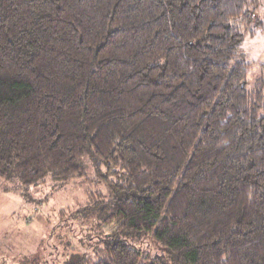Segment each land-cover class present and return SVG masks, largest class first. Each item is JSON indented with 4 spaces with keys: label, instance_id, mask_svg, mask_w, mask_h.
I'll return each instance as SVG.
<instances>
[{
    "label": "trees",
    "instance_id": "trees-1",
    "mask_svg": "<svg viewBox=\"0 0 264 264\" xmlns=\"http://www.w3.org/2000/svg\"><path fill=\"white\" fill-rule=\"evenodd\" d=\"M260 6L0 0V178L121 171L115 229L61 264H264V64L250 88L241 53Z\"/></svg>",
    "mask_w": 264,
    "mask_h": 264
},
{
    "label": "rangeland",
    "instance_id": "rangeland-1",
    "mask_svg": "<svg viewBox=\"0 0 264 264\" xmlns=\"http://www.w3.org/2000/svg\"><path fill=\"white\" fill-rule=\"evenodd\" d=\"M255 18L261 21L251 26L254 36L245 39L241 50L251 64L250 88L264 64V0ZM84 167L85 174L66 184L48 179L29 189L27 195L0 178V264H61L73 252L96 248L99 239L87 240L90 235L115 229L114 223L103 222L101 207L112 197L121 171L91 157L85 159ZM143 239L137 244L146 249L149 238Z\"/></svg>",
    "mask_w": 264,
    "mask_h": 264
},
{
    "label": "crops",
    "instance_id": "crops-1",
    "mask_svg": "<svg viewBox=\"0 0 264 264\" xmlns=\"http://www.w3.org/2000/svg\"><path fill=\"white\" fill-rule=\"evenodd\" d=\"M254 32H255V31H254ZM250 36H252V37H253V36H254V33H253V34H251ZM247 37H248V36H247ZM247 37H246V38H247ZM246 38H245V39H246Z\"/></svg>",
    "mask_w": 264,
    "mask_h": 264
}]
</instances>
